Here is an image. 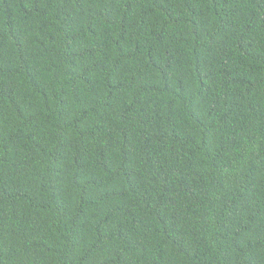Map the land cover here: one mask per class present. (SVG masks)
<instances>
[{"label": "trees", "instance_id": "obj_1", "mask_svg": "<svg viewBox=\"0 0 264 264\" xmlns=\"http://www.w3.org/2000/svg\"><path fill=\"white\" fill-rule=\"evenodd\" d=\"M0 264H264V0H0Z\"/></svg>", "mask_w": 264, "mask_h": 264}]
</instances>
